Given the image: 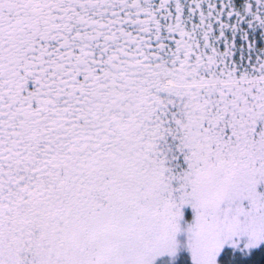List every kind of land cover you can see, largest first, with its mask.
I'll list each match as a JSON object with an SVG mask.
<instances>
[{"label":"snow or ice","instance_id":"snow-or-ice-1","mask_svg":"<svg viewBox=\"0 0 264 264\" xmlns=\"http://www.w3.org/2000/svg\"><path fill=\"white\" fill-rule=\"evenodd\" d=\"M0 264H264V0H0Z\"/></svg>","mask_w":264,"mask_h":264}]
</instances>
